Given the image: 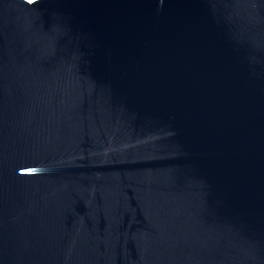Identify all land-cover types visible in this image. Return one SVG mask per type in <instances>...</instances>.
<instances>
[{
  "label": "water",
  "instance_id": "water-1",
  "mask_svg": "<svg viewBox=\"0 0 264 264\" xmlns=\"http://www.w3.org/2000/svg\"><path fill=\"white\" fill-rule=\"evenodd\" d=\"M0 264H264V0H0Z\"/></svg>",
  "mask_w": 264,
  "mask_h": 264
},
{
  "label": "bare ground",
  "instance_id": "bare-ground-1",
  "mask_svg": "<svg viewBox=\"0 0 264 264\" xmlns=\"http://www.w3.org/2000/svg\"><path fill=\"white\" fill-rule=\"evenodd\" d=\"M28 1H33V0H28Z\"/></svg>",
  "mask_w": 264,
  "mask_h": 264
}]
</instances>
